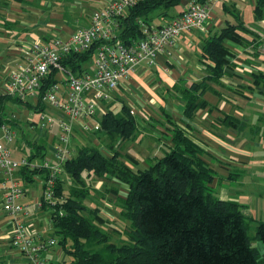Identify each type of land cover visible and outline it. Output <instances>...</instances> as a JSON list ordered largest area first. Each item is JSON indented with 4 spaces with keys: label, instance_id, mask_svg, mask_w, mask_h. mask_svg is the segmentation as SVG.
<instances>
[{
    "label": "trees",
    "instance_id": "trees-1",
    "mask_svg": "<svg viewBox=\"0 0 264 264\" xmlns=\"http://www.w3.org/2000/svg\"><path fill=\"white\" fill-rule=\"evenodd\" d=\"M178 2L146 0L126 8L115 17L116 29L112 42L129 46L141 39L140 24H148V15L153 10L161 9L160 16L165 17L166 11ZM221 9L230 14L233 22L225 20L220 27L200 39L198 63L204 76L187 85L180 80L179 84L168 90L179 97L182 102L181 115L189 122L198 112L212 109L204 100V94L218 96L211 85L222 86L220 79L224 71L233 70L238 65L234 62L236 55L227 47V43L241 47L243 58L245 55L250 59L258 56V42L255 43L252 38L254 32L244 28L238 12L224 3H221ZM263 11L264 0H254L253 17L261 19ZM99 43H93L82 54H67L62 58L61 65L67 66L73 73L85 71L83 64L93 56ZM248 48L251 52L247 51ZM55 74V70L48 71L41 90L54 84ZM248 77L250 83L247 89L254 91L264 88V74L261 71L250 73ZM241 88L236 86L233 91L245 97ZM5 102L18 106H21V102L4 95L0 97V125L7 127L11 126V122L3 118ZM23 108L31 113L44 110L40 103L33 107L25 101ZM110 108L107 106L96 120L98 130L93 132L102 136L103 141L107 140L105 147L108 155L95 147L83 146L73 155L67 150L61 172L52 187L53 203L42 204L39 198L40 208L46 212L52 229L53 236L49 238L53 239V244L55 239L64 257L60 264H264L251 244V241H257L264 246V220L252 222L242 214L241 206L236 202L214 198L210 187L214 172L201 159L203 150L189 133L190 126L186 122H175L162 106L159 107L170 145L161 157L154 159L146 168L132 171L119 162L117 148L119 143L131 138L136 121L124 104L115 111ZM216 121L225 128L235 129L238 125L237 120L225 114ZM43 137L32 141L23 136L21 142L27 149L23 159L27 163L41 161L48 154L51 155L48 150V143L51 142ZM12 143L13 140L8 147ZM15 172L25 183H32L34 176L45 180L47 174L43 169L27 166ZM83 173H86V178L92 176L96 181L113 179L126 186L124 197L117 198L118 213L129 222L126 240L122 244L116 246L109 243L107 235L92 223H102L97 216L98 210H86L82 205L89 194V189L81 180ZM62 175H66L69 184L61 178ZM85 213L89 214V218L83 216ZM251 223H254L253 235L249 237L247 234Z\"/></svg>",
    "mask_w": 264,
    "mask_h": 264
},
{
    "label": "crops",
    "instance_id": "crops-1",
    "mask_svg": "<svg viewBox=\"0 0 264 264\" xmlns=\"http://www.w3.org/2000/svg\"><path fill=\"white\" fill-rule=\"evenodd\" d=\"M111 1L112 0H0V97L3 96L2 93L4 90L5 78L8 74L13 73L18 67L25 66L27 51L33 46V44L37 43L40 45H46L52 41L55 36L65 40L73 31L79 28L88 27L90 24V15L96 10L106 8L107 4ZM190 1L192 0H179L178 4L172 7L173 13L170 17H168L166 24L173 19ZM253 4L254 0H250L251 7H253ZM63 9L72 11V14H64ZM42 22H44L42 31L34 32L31 30L35 28V26L41 25ZM215 22V19L212 17L210 24L206 27V32L202 35L205 36L212 29L220 26ZM249 28L254 32L252 38H254L255 43L258 42V47L256 49L258 56L256 58L251 57L250 59V56L244 54L245 58H243L241 47L227 43V47L235 53L236 57L234 58V62L238 65L233 70L224 71V76L220 79L222 86L211 85L212 89L218 94V96H215L212 93H206L209 98L206 99V94H204L203 98L212 109L209 111L205 109L198 112L196 117L191 122L182 117V102L179 100L177 95H173L168 103L158 99L157 97L158 92L163 90L168 91L173 85L179 84L180 80H184L185 85H187L192 81L200 79L198 76H191L189 78L187 74L185 75V73V78H181L179 74H182V71L179 72L171 69L172 64L175 62L174 56H178L179 54V49H175L176 40L179 36L175 39L172 47L169 49V55H161L157 57L154 64L151 65L153 67L152 69L147 68L146 64H140L130 75L127 76V79L123 80L121 85L114 90L117 91L119 95H123V93L126 95L124 101L127 108L133 112V116L137 114L143 125L148 127L149 123L156 124V132H158L160 137L165 136L163 138L167 144L164 143L162 146L164 152L170 145L169 134L164 131V127L159 122L161 119L159 107L164 106V111L169 114L175 122H186L191 128L189 133L192 137H194L196 144L205 154L215 161L213 162V165L217 166L219 172L225 175L226 178L230 177L229 175H226L227 167L237 166L235 163H241V161H246V159L222 150L221 155L220 153H215L213 150L218 147L209 142L207 137L212 135L221 137L219 132L222 128L226 137L229 138L230 136L234 139L238 138L239 134L242 137L246 131H251L250 128L248 130L247 125L250 119L249 113L242 114V112H240L241 108H244L245 98L237 95L235 91H233L236 86L242 87V92H244V90H249L247 87L250 83V79L248 77L250 73L258 70L264 74V22H262L260 26L250 25ZM46 31L54 37L51 38L52 36L50 37V35H46ZM189 32L190 31L181 32L185 34L182 35V37L189 36ZM187 41L186 47L188 50L192 47V42H190V40ZM247 51L251 52L249 48ZM244 59L247 60L246 63H244ZM131 91L134 92L131 93ZM254 91L257 93V103L261 108L256 111V116H254L253 119L258 125H261L264 133V88H256ZM225 92L227 94H225ZM115 100H117V97L114 101ZM129 102L138 103L139 106H143L142 114L136 112L133 107L129 108ZM10 105L12 106L14 113L10 112L5 114L3 118L4 120L11 122V126H7L9 129L11 128V130L15 131V133L16 131H19L21 134L20 141H22L24 135L21 125L25 124L26 127L29 128L31 125L29 124V114L31 112H28L23 108V102H21V106L14 104ZM152 110H154L155 113H153ZM223 114L229 115L238 121V125L235 129L225 128L218 125L216 120L221 118ZM12 116H14V119H12ZM146 118L149 119L147 120ZM86 120L91 122L90 119ZM92 123L94 124V121ZM158 124L161 127L158 126ZM54 128L57 129L55 126L52 129ZM148 128L152 129L151 127ZM51 130L43 131L45 133L43 137L45 141L47 139L49 140V137H53L51 144L48 146L50 154L52 143L56 137L51 134ZM142 133L145 135L147 134V132L143 129ZM40 139H42V137ZM232 145L234 148H237L238 142H233ZM10 147L11 149H9ZM15 147L14 142L8 147L10 155L16 153ZM45 157L48 158L50 155L48 154ZM231 157H237V161L232 160ZM204 162L209 165L206 160ZM16 176H18V173L14 172L12 177L17 183V180H15ZM32 178V183H39L41 191L42 177L34 176ZM19 180L22 181L21 179ZM2 182L3 175L0 171V184ZM21 190L22 194L17 198L15 203L22 208H25L27 215L18 216V220L23 223L28 233L38 235L41 239L44 237L49 238L52 236L49 234H52V229L47 220L46 212L40 208L39 198L41 197V193L39 197L33 196L31 200L28 201V199L26 200L25 198L28 190L26 187L21 188ZM257 210L259 213L256 211L254 217H252L249 213L243 215L248 220H252V222L264 220V216L262 217L263 207L260 203L258 204ZM10 233V217L1 209L0 195V264H28L27 260L19 253L18 249L11 244ZM254 247L257 249L260 259L264 262V246L255 241ZM43 254L44 253L41 254V258H47L48 256L55 258L54 264H60L62 260H64V257H61L59 248L56 250L53 247L51 250L48 248L45 253V257ZM48 264H50V262Z\"/></svg>",
    "mask_w": 264,
    "mask_h": 264
},
{
    "label": "built area",
    "instance_id": "built-area-1",
    "mask_svg": "<svg viewBox=\"0 0 264 264\" xmlns=\"http://www.w3.org/2000/svg\"><path fill=\"white\" fill-rule=\"evenodd\" d=\"M143 1L146 0H112L106 8L96 10L90 15L88 27L73 31L65 40L56 37L46 45L33 44L27 51L25 66L18 67L6 77L2 95L20 102L24 101L23 97L27 94L32 95L39 98L46 108L55 111L54 115L46 113L47 109L43 113H34L37 122L29 121L30 127L39 131H49L54 126L57 128L51 155L44 157L41 163H27L23 158L19 162L10 158L8 145L13 140L14 132L0 125V171L3 175L0 191L3 209L11 221V244L26 258L28 264H47L41 260V254L53 245V239L43 240L38 235L28 233L23 223L18 220L17 215L24 208L15 203L20 191L12 180L14 172L19 166L45 170L47 174L43 180L41 203L52 204V187L56 176L61 172L73 124L77 126L79 122L82 132L92 133L98 128L97 124L86 120L95 118L90 100L109 99V93L118 88L127 79L129 72L132 73L141 63L151 66L157 57L169 55L168 49L181 32L194 30L204 34L211 22L213 6L226 0H192L166 25L140 24L141 39L131 45L123 46L117 41L112 42L111 38L116 29L115 17L126 8ZM95 42L100 43L94 50V68L90 73L86 69L79 74L73 73L67 66L61 65L62 58L67 54H82ZM50 69L56 71V81L41 90ZM129 113L133 115L131 110ZM100 116L101 113L94 120ZM52 138L49 137L48 141L51 142Z\"/></svg>",
    "mask_w": 264,
    "mask_h": 264
},
{
    "label": "rangeland",
    "instance_id": "rangeland-1",
    "mask_svg": "<svg viewBox=\"0 0 264 264\" xmlns=\"http://www.w3.org/2000/svg\"><path fill=\"white\" fill-rule=\"evenodd\" d=\"M224 5L229 9L235 10L239 13L240 20L243 21V26L246 29H249L250 25L257 26L261 25L264 22V17L259 20H256L253 17L252 7L250 5V0H226ZM162 12L161 9L153 10L148 15L147 22L148 25H165L168 21V17L172 15L173 9L170 8L166 11L167 15L160 16ZM64 14H72V11H68L63 9ZM264 16V11H263ZM212 17L215 19V23L217 25H222L225 20L233 22L232 17L229 13L223 12L221 9V3L216 4L212 8ZM44 22L41 25L35 26V28L31 29L32 31H42V27H44ZM219 26V27H220ZM217 28V27H216ZM216 28L212 29L210 32H213ZM46 35H50L51 38L54 36L49 34L48 31L45 32ZM185 35L181 33L176 40L175 49H179L178 56H174L175 62L172 64V68L174 71H182V74H179L180 77H184L187 74L190 78L191 76H198L200 79L204 76V71L200 64L198 63V55H199V43L200 39L204 37V35L197 33L192 30L189 32V36L182 37ZM56 36L53 38L55 39ZM183 38V39H182ZM65 39V38H64ZM187 40L192 42V47L187 50L186 43ZM44 45V44H43ZM169 52V49H168ZM170 53V52H169ZM94 57L91 58L83 64V68L85 67L86 71L90 73L93 70ZM144 63H141V65ZM147 68L152 69V66H146ZM200 67V68H199ZM129 72L128 75H130ZM244 84V83H243ZM245 88V87H244ZM243 88V89H244ZM147 89V88H146ZM115 89H113L114 91ZM235 90V88H234ZM134 91H131L133 93ZM225 94H227L225 92ZM242 94L245 96L244 100V108H241L240 112L242 114L249 113L250 119L247 123L248 130L250 128L251 131H246L244 135L241 137L239 134L238 138L234 139L229 136H225V132L223 128L220 130L219 134L221 137L217 136H208L209 142L215 144L218 148H212L215 153H220L222 151H226L228 153H232L246 159V161H241V163H235L237 166H230L226 168V175H229V178H226L225 175L221 174L218 170V167L213 165L215 162L211 157L202 152L201 159L206 160L211 168H213L214 179L211 182L210 187L212 188V194L214 198L219 200H233L237 204L241 205L242 214L249 213L254 217V214L259 213L258 204L260 203L263 207L262 217L264 216V133L261 125H258L253 117L256 116V111L260 110V105L257 103V93L253 90H244ZM125 94L119 95L117 91L109 93V99H105L100 101L90 100L93 104L95 118L98 117L100 113H102L107 106L111 107L110 109L115 111L118 110L121 104H125L124 98ZM117 97V100L114 99ZM158 99L165 101L166 103L173 97V94L169 91H160L157 93ZM206 99L209 98L207 94L205 95ZM89 98V95H88ZM84 104H86V100H83ZM111 102V103H110ZM111 104V106L109 105ZM129 108L133 107L136 112L142 114L143 106H139L138 103L129 102ZM127 107V106H126ZM164 107V106H163ZM46 113L55 114V111L46 108ZM14 113V110L10 103H5L3 116L8 113ZM155 113L154 110H152ZM161 116V115H160ZM30 121L36 123V115L34 113L29 114ZM94 117L90 119L91 122L95 121ZM134 119L136 121L135 130L133 135L128 141H123L118 145V160L119 162L129 170L135 171L137 169H144L148 165L152 163L154 159L161 157L164 153V149L162 148L163 144L166 142L163 137H160L158 132H156V124L149 123L148 128L146 125H143L139 120L137 114L134 115ZM147 119V118H146ZM149 119V118H148ZM147 119V120H148ZM162 126H166L164 119L161 116L159 121ZM77 124L80 125L79 122ZM94 124H97L95 121ZM165 124V125H164ZM73 124V130L71 133V137L67 144L66 149L71 153V155L75 154V152L81 147H95L98 148L103 154L108 155L106 151L105 144H107V140L103 141V137L99 134L95 135L93 132L90 134L89 131L82 132V129ZM158 126H160L158 124ZM161 127V126H160ZM23 135L26 138L31 139L32 141H38L42 136L45 135L43 131H38L35 129L34 131L29 130L25 124L21 125ZM156 128V129H155ZM264 128V127H263ZM11 129V128H10ZM142 129L147 132L145 135L142 133ZM96 131V130H94ZM158 131V130H157ZM14 132V146L15 154H11V158L14 160H20L26 157L27 149L22 146L20 141L21 134L19 131ZM57 129H52L51 134L56 136ZM218 132V131H217ZM163 135V134H162ZM168 141V140H167ZM238 142V147L234 148L232 143ZM167 144V143H165ZM12 147V146H11ZM11 147L9 149H11ZM20 149V150H19ZM222 150V151H221ZM232 160L237 161V157H231ZM35 162L40 163V160H35ZM61 178L69 184V180L66 175H62ZM18 176L15 177L17 180V188L26 187L28 190L26 193V200H31V198L40 196V186L39 183H25L19 180ZM81 180L86 188L89 189L88 196L82 201V205L86 208V210L97 209V216L102 220L101 224H96L95 221H92L94 225L99 227V229L105 233L108 237V242L112 243L116 246L122 244L126 240V232L129 228V222L125 220L123 217L119 215V208L117 207V198H123L126 193V186L120 184L116 180H98L96 181L92 176L86 178V173L82 174ZM41 187H43L41 185ZM95 189V190H94ZM97 190V191H96ZM114 190V191H113ZM244 206V207H243ZM243 207V208H242ZM83 216L89 218V214L85 213ZM52 235L51 233H49ZM249 237L253 235V225L252 223L249 225L248 234ZM53 236V235H52ZM48 237H44L43 240H46ZM251 244L254 246L255 241H251ZM53 247L55 250L57 249L55 239L54 244L49 246V250ZM99 248V247H98ZM46 251L44 252V257ZM61 257L62 253H61ZM260 258V257H259ZM26 259V258H25ZM42 261L47 264H54L55 258L53 257H45L41 258Z\"/></svg>",
    "mask_w": 264,
    "mask_h": 264
},
{
    "label": "bare ground",
    "instance_id": "bare-ground-1",
    "mask_svg": "<svg viewBox=\"0 0 264 264\" xmlns=\"http://www.w3.org/2000/svg\"><path fill=\"white\" fill-rule=\"evenodd\" d=\"M73 54H81V53H73ZM5 80H6V78H5ZM5 83V82H4ZM28 99V100H27ZM23 100L25 101V102H28V103H30L33 107H37V105L40 103V104H42V106L44 107L43 109V111H37L36 113H43V112H45L46 111V107H45V105L43 104V103H41L40 102V100H39V98H34L32 95H26V96H24L23 97ZM37 119V118H36ZM33 122V121H32ZM34 123V122H33ZM97 126H98V124H97ZM96 130H98V128L96 129ZM72 133V132H71ZM71 133H70V137H71ZM70 137H69V139H70ZM68 142H69V140H68ZM68 144V143H67ZM66 151H67V149H66ZM22 159H20V160H18L19 162L21 161ZM41 163V162H40ZM21 167H25V166H19V168H21ZM12 180H13V182L15 183V186H16V188H17V183L14 181V178H12ZM41 184H42V186H43V180H41ZM19 191H20V195L19 196H21V194H22V190H21V188H17ZM0 195H1V209H2V211H4V209H3V201H2V192L0 193ZM52 198V197H51ZM20 215H27V212L25 211V208L22 210V212L21 213H19L18 215H17V217L18 216H20ZM11 229H12V226H11Z\"/></svg>",
    "mask_w": 264,
    "mask_h": 264
}]
</instances>
